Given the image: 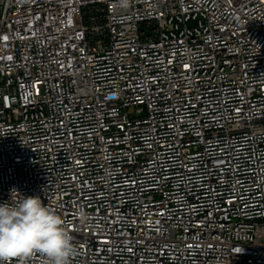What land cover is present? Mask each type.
<instances>
[{"label": "built area", "instance_id": "1", "mask_svg": "<svg viewBox=\"0 0 264 264\" xmlns=\"http://www.w3.org/2000/svg\"><path fill=\"white\" fill-rule=\"evenodd\" d=\"M13 188L70 264H264V0H0Z\"/></svg>", "mask_w": 264, "mask_h": 264}, {"label": "clouds", "instance_id": "2", "mask_svg": "<svg viewBox=\"0 0 264 264\" xmlns=\"http://www.w3.org/2000/svg\"><path fill=\"white\" fill-rule=\"evenodd\" d=\"M9 201L0 203V262L25 258L40 253L46 264H70L77 254L73 236L64 219L40 196L20 194L10 190ZM20 194L13 199L12 194Z\"/></svg>", "mask_w": 264, "mask_h": 264}]
</instances>
